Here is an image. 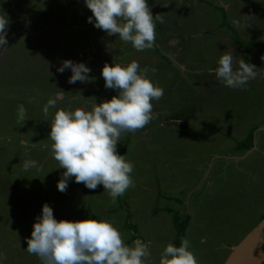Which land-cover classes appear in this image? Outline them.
<instances>
[{
	"label": "rangeland",
	"instance_id": "obj_1",
	"mask_svg": "<svg viewBox=\"0 0 264 264\" xmlns=\"http://www.w3.org/2000/svg\"><path fill=\"white\" fill-rule=\"evenodd\" d=\"M146 2L164 23L156 22L154 47L138 52L88 23L84 0H0L10 20L0 49V264H41L25 249L45 203L58 222L106 221L126 246L140 239L151 253L146 264H159L164 248L179 247L181 238L198 264H223L264 217V0ZM226 51L234 70L241 59L259 65L242 89L215 76ZM65 60L84 63L90 81L69 84L71 70L57 72ZM133 60L164 90L152 101L156 118L128 136L134 187L113 203L102 185L89 190L73 177L61 193L65 170L48 139L56 111H91L111 100L118 93L104 87V64ZM50 99L56 106L45 116ZM25 160L37 167L25 171ZM78 209L81 215L71 214ZM178 219L187 220L182 236Z\"/></svg>",
	"mask_w": 264,
	"mask_h": 264
},
{
	"label": "clouds",
	"instance_id": "obj_2",
	"mask_svg": "<svg viewBox=\"0 0 264 264\" xmlns=\"http://www.w3.org/2000/svg\"><path fill=\"white\" fill-rule=\"evenodd\" d=\"M84 4L92 12L88 23L108 36L118 34L121 42L131 43L138 52L154 47L156 22L164 23L163 14L153 17L146 0H84ZM9 24L7 14L0 12V49L7 48ZM217 63L214 69L217 80L231 89H242L257 76V68L243 59L234 70L233 52H224ZM66 69L72 73L69 84L91 79V70L84 63L65 60L57 72L63 73ZM148 71L135 60L127 65L105 63L101 71L104 87L116 90L117 96L95 104L91 111L80 108L56 111L48 139L52 142L51 157L58 168L65 170L57 183L58 191L66 192L69 180L74 177L76 183L84 184L89 190L102 185L115 203L117 197L134 187L130 175L134 164L118 153L117 145L122 134L143 129L156 118L152 101H159L164 90L147 78ZM151 72L155 73L156 69L152 68ZM55 106V99L48 100L43 107L45 116ZM23 167L27 171L37 167V162L25 160ZM26 242L25 250L38 257L41 264H146L151 255L148 244L140 239L133 246H126L121 233L109 222L94 219L58 222L47 203L42 206L31 238ZM190 247L186 238H181L179 247L168 244L159 264H198Z\"/></svg>",
	"mask_w": 264,
	"mask_h": 264
},
{
	"label": "water",
	"instance_id": "obj_3",
	"mask_svg": "<svg viewBox=\"0 0 264 264\" xmlns=\"http://www.w3.org/2000/svg\"><path fill=\"white\" fill-rule=\"evenodd\" d=\"M264 262V217L233 247L223 264Z\"/></svg>",
	"mask_w": 264,
	"mask_h": 264
},
{
	"label": "trees",
	"instance_id": "obj_4",
	"mask_svg": "<svg viewBox=\"0 0 264 264\" xmlns=\"http://www.w3.org/2000/svg\"><path fill=\"white\" fill-rule=\"evenodd\" d=\"M222 16H226V14H225V12H222ZM169 117H170V119H175V118H177V117H179L178 116V113H172L171 115H169ZM129 133L130 132H127V133H124L123 134V140H122V142L120 143V145H121V149H120V151H119V154L121 155V154H126V152H127V148H126V146H128V143H129ZM128 138V139H127ZM252 138L249 136V138L246 140V142L244 143L245 145H244V147H248L249 145H250V147H249V149L252 147L251 145H252V140H251ZM249 142V143H248ZM239 146H242V144L241 145H239ZM239 146H237V148H238V150L240 149L239 148ZM84 209V208H83ZM82 211V209L81 210H75L74 211V213L72 212L71 214L72 215H81L83 212H81ZM71 215V216H72ZM69 217V215H66V216H62V217H60V219H65V220H67V218ZM176 222L178 223V224H180V225H183V227L182 228H179V232H180V236H182L183 234H184V229H185V226H186V223H187V220L185 221V222H182V221H180V219H178V220H176ZM182 222V223H181ZM176 239H178L179 240V236L178 235H176ZM180 242H181V240H179ZM179 242V243H180ZM263 264V263H262Z\"/></svg>",
	"mask_w": 264,
	"mask_h": 264
},
{
	"label": "crops",
	"instance_id": "obj_5",
	"mask_svg": "<svg viewBox=\"0 0 264 264\" xmlns=\"http://www.w3.org/2000/svg\"><path fill=\"white\" fill-rule=\"evenodd\" d=\"M244 60V59H243ZM252 65H254L255 67H259V65H256V64H252ZM176 67H179V68H183L182 66H177V65H175ZM258 69H255V71H257Z\"/></svg>",
	"mask_w": 264,
	"mask_h": 264
}]
</instances>
